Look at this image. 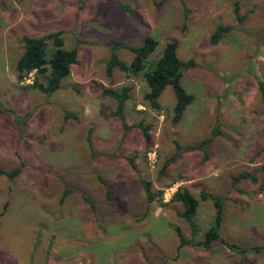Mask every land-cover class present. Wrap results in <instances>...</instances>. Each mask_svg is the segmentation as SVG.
Segmentation results:
<instances>
[{
	"label": "rangeland",
	"instance_id": "obj_1",
	"mask_svg": "<svg viewBox=\"0 0 264 264\" xmlns=\"http://www.w3.org/2000/svg\"><path fill=\"white\" fill-rule=\"evenodd\" d=\"M218 25L231 31L215 43ZM55 31L78 50L71 75L50 95L24 88L15 70L24 37ZM148 35L161 46L177 40L180 58L193 61L184 83L195 99L177 124L171 88L156 111L145 104L141 78L108 70L112 46H137ZM116 53L127 64L133 59L127 48ZM259 80L264 0H0V167L21 169L0 174V264H264V249L252 250L264 245ZM124 86L132 88L127 127L116 99L103 95ZM140 121L150 125L149 145ZM218 121L208 160L198 149L171 160L176 142L198 144ZM142 179L164 198L149 201ZM180 187L198 198L201 189L222 196L221 234L249 251L198 245L215 207L201 200L193 235L172 200ZM177 228L190 244L179 248Z\"/></svg>",
	"mask_w": 264,
	"mask_h": 264
},
{
	"label": "trees",
	"instance_id": "obj_2",
	"mask_svg": "<svg viewBox=\"0 0 264 264\" xmlns=\"http://www.w3.org/2000/svg\"><path fill=\"white\" fill-rule=\"evenodd\" d=\"M237 13L239 14L238 8ZM239 18L241 20L243 19L242 16H239ZM229 31H231L230 27L218 25L212 36V41L215 43L219 42ZM23 40L24 50L15 66L17 80L22 83V86L26 89L37 90L49 95L53 94L62 87L65 79L71 75L72 66L78 61L77 48H67L65 46L62 31H55L41 37L25 36ZM119 47L127 48L133 53V59L129 64L122 61L117 55L116 49ZM111 49L112 54L108 62L109 72L112 73L113 70L120 69L132 77L141 78L148 87V90L143 95V99L146 102L145 104L150 108L156 111H162L164 106L160 101V97L168 88L172 89L175 95V102L171 109L172 122L174 124L179 123L188 107L194 102L195 97L186 88L184 83L186 70L193 65V61L185 62L180 58L178 41L175 39H168L161 46L156 36L148 35L144 38L142 43L137 46H132L123 41L118 42L112 46ZM159 50L160 53L156 56ZM31 74H34L32 83H25ZM131 90V86H124L119 90L108 87L103 89L104 96H110L118 102L115 113L123 120V124L126 127V104L131 97ZM259 91L264 105L263 80H259ZM67 115H71L70 112H68ZM137 126L141 128L144 139L147 145H149L152 140L150 125H146L143 121H140ZM219 126L220 122L218 121L211 137L198 144L184 147L176 142V153L171 160H175L183 151L196 149L203 152L204 161L208 160L210 156L208 146L213 138L221 134ZM20 170L21 169L6 171L0 167V174H6L12 178L18 175ZM234 180L236 182L238 178ZM142 183L149 201L156 200L157 196H159L160 199L164 198L163 189L155 190L152 182L146 179H142ZM172 200L181 203L183 208L181 216L191 226L193 235L198 231L196 217L201 200L213 202L215 213L212 223L207 229L204 239L197 243L198 245L210 249L214 243L220 241L230 250L240 255L249 251V247L237 242H229L221 234L224 219V198L222 196L214 195L207 192L205 189H201L200 198H198L190 190L180 187L174 193ZM176 230L180 240V248L190 241L186 239L180 228ZM263 249L264 245L262 244L252 247V250L256 252H260Z\"/></svg>",
	"mask_w": 264,
	"mask_h": 264
},
{
	"label": "crops",
	"instance_id": "obj_3",
	"mask_svg": "<svg viewBox=\"0 0 264 264\" xmlns=\"http://www.w3.org/2000/svg\"><path fill=\"white\" fill-rule=\"evenodd\" d=\"M11 264H20V263H19L18 260H17V261H14V262L11 263Z\"/></svg>",
	"mask_w": 264,
	"mask_h": 264
}]
</instances>
